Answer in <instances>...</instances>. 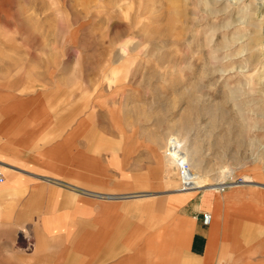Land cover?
Returning a JSON list of instances; mask_svg holds the SVG:
<instances>
[{"label": "rangeland", "instance_id": "1", "mask_svg": "<svg viewBox=\"0 0 264 264\" xmlns=\"http://www.w3.org/2000/svg\"><path fill=\"white\" fill-rule=\"evenodd\" d=\"M174 2L170 27L169 0H0V98L39 91L58 117H101V107L114 106L154 131L168 191L181 180L193 190L240 178L264 184V19L256 1ZM209 105L214 117H194ZM170 142L171 155L188 160L184 177L165 153Z\"/></svg>", "mask_w": 264, "mask_h": 264}, {"label": "crops", "instance_id": "2", "mask_svg": "<svg viewBox=\"0 0 264 264\" xmlns=\"http://www.w3.org/2000/svg\"><path fill=\"white\" fill-rule=\"evenodd\" d=\"M3 95L0 264H264L263 183L165 190L154 131L114 106Z\"/></svg>", "mask_w": 264, "mask_h": 264}, {"label": "bare ground", "instance_id": "3", "mask_svg": "<svg viewBox=\"0 0 264 264\" xmlns=\"http://www.w3.org/2000/svg\"><path fill=\"white\" fill-rule=\"evenodd\" d=\"M175 0H169V6H168V12H170V13H173L172 15H170L169 16V25H171L170 27H172L173 25L172 24H174L175 23V20H178V19H175V17H174V14L175 13H177L176 11H175V7H174V2ZM256 1V10L258 11V16L260 15V19L259 20H263L264 19V0H255ZM208 2H210V0H208ZM194 12V11H193ZM189 14V13H188ZM186 15V14H180V17H179V19L182 21V22H184L183 24H186V23H189V24H193V21H192V19H190L188 16L189 15ZM197 23V22H196ZM165 28H166V26H165ZM184 29H185V27H183ZM183 28H181L180 30H179V33H181V32H183ZM188 32V31H187ZM169 34H168V38H170V40L171 41H175L176 40V34H174L172 31H170V29H169V32H168ZM179 33H177V34H179ZM184 33V32H183ZM186 35V34H185ZM172 36V37H171ZM172 38V39H171ZM175 46V45H174ZM176 48L178 49V46H176ZM176 49V50H177ZM196 53V52H195ZM197 53H198V55L200 54V50H198L197 51ZM178 55H179V53H178ZM182 62H183V60H182ZM169 63H172L170 60H169ZM185 67H186V64H185ZM199 87H202L203 85V82L200 80V78H199ZM213 83V82H212ZM190 107V106H189ZM215 111H216V107H212V106H206V107H198L197 108V110L195 111L196 112V115L194 116V117H198V116H202V115H205V114H208L209 115V117H214L215 116ZM191 113L192 112H188L187 114H186V116L185 117H192V116H190L191 115ZM187 127V126H186ZM185 129V128H184ZM171 145V147H172V145L173 144H170ZM171 147H169V145L167 144L166 145V148H165V153H166V155H167V152L166 151H169V156L167 155V157H168V159H170V158H172L173 159V161H174V164L176 165V166H178V173H179V176H181V177H184V176H186V175H188L189 174V172H188V160L187 159H184L183 158V156L182 155H180V157H175L174 155H171V153H175V154H177L178 155V153H176L175 151H174V146H173V148H171ZM183 148V147H182ZM184 149V148H183ZM183 149H181L180 148V150H183ZM184 151H185V149H184ZM181 171H182V174H181ZM218 183V182H217ZM220 183V182H219ZM228 183V182H227ZM219 184H210V186H208V187H215V186H218ZM201 185H197V186H195V187H193V188H196V187H200ZM221 185H219L218 187H220ZM189 189V188H188ZM188 189H185V190H188ZM179 190H182V188H181V186H180V188H179Z\"/></svg>", "mask_w": 264, "mask_h": 264}, {"label": "built area", "instance_id": "4", "mask_svg": "<svg viewBox=\"0 0 264 264\" xmlns=\"http://www.w3.org/2000/svg\"><path fill=\"white\" fill-rule=\"evenodd\" d=\"M170 144H174V142H170ZM169 147H171V145H169ZM166 152H167V155L169 156V151H166ZM181 174H182V171H181ZM0 181H1V177H0ZM181 182H182V184H181L182 190L188 189L191 186V184L188 181L185 182V181L181 180ZM244 182L245 181L240 178V179H237V182H235V184H240V183H244ZM225 184H223V183L221 184V186H220L221 190H223L225 187L229 186L230 183H225ZM209 221H210V214L207 212L202 213L201 222L206 225L209 223Z\"/></svg>", "mask_w": 264, "mask_h": 264}]
</instances>
